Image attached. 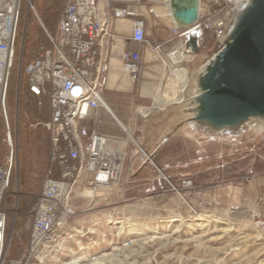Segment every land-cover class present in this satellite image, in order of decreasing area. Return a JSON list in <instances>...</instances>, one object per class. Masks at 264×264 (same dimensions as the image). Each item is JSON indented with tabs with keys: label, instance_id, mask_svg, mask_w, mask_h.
Wrapping results in <instances>:
<instances>
[{
	"label": "rangeland",
	"instance_id": "obj_1",
	"mask_svg": "<svg viewBox=\"0 0 264 264\" xmlns=\"http://www.w3.org/2000/svg\"><path fill=\"white\" fill-rule=\"evenodd\" d=\"M211 1L199 0L201 13ZM32 3L41 21L53 31V23L55 26L61 7L56 10L53 22L51 12L55 8L54 0H32ZM162 5H156L157 15L167 14L168 7L164 10ZM224 13L225 9L221 14ZM25 16L26 10H23L20 30H25L24 50L31 53L38 45L42 28L34 14H30L28 25L24 22ZM203 33L197 31L199 42L203 43L192 60L187 58L173 65L168 44H161L159 51H151L161 70L176 69L184 73L187 70L185 89H182L183 83L173 82L183 90L177 93L178 97L175 95L178 90L176 88L175 91V85L170 81L165 90L166 98L181 100L173 105L174 112L185 120L177 124L176 134L186 132L187 137L176 135L169 143L171 145L160 153H153L157 147L156 140L162 133V124L151 123L142 131L126 127L137 144L122 126L126 139L123 148L118 150L123 153L118 179L109 187L96 191L83 183L76 185L72 198L75 214L66 227L71 234L76 227L87 231L79 237V247L92 246L94 241L99 243L98 247L90 250L92 253L93 249L99 248L93 258H89V253L85 256L87 250L83 249L74 255L81 257L84 263L96 258L99 259L98 264H264V125L259 130L251 123L261 114H246L223 123L196 118L205 111L201 94L205 86L198 71L200 67L210 65L227 44L217 40L211 32H207V37ZM18 56L19 51L17 60ZM197 78L200 79L199 84L196 83ZM16 83V71H13L7 95L12 131ZM25 94L26 90L22 87L18 167L21 169L25 156L24 165L30 173V162L25 153L30 151L32 132L42 126L32 124L44 121L33 119V108L23 104ZM35 106H42V98L41 105L35 100ZM95 119L89 120L96 123ZM203 124H207L208 128L201 131ZM4 130L1 122L2 158L7 155ZM190 155L192 162L190 159L186 161ZM159 157L163 159L161 162ZM43 174L44 170L40 186L35 191L30 190L27 182L25 184L22 180L21 183L20 180L21 192L36 194ZM184 182L188 183L184 185ZM15 189L12 188V192ZM15 200L22 210L26 198L13 195L9 198L11 217L8 228L12 227L13 233L7 264L24 253L28 239L29 216L22 215L12 221L17 209ZM115 221L119 223L115 224ZM67 249L70 251L74 246L69 244ZM71 257L64 260L69 261ZM50 260L53 262V258Z\"/></svg>",
	"mask_w": 264,
	"mask_h": 264
},
{
	"label": "built area",
	"instance_id": "obj_2",
	"mask_svg": "<svg viewBox=\"0 0 264 264\" xmlns=\"http://www.w3.org/2000/svg\"><path fill=\"white\" fill-rule=\"evenodd\" d=\"M249 3L250 0H212L203 13L199 11L198 20L191 26L179 29L173 24L166 40L170 46L169 53L173 55L179 46L192 60L198 53H192L185 46L187 35L192 31L211 32L217 40L230 42L233 27ZM165 4L168 7V0ZM224 9L225 13L221 14ZM23 10H26L25 24L28 25L30 14H34L48 42L47 46L38 45L33 60L24 70L25 30H20ZM148 12L156 14L153 7H149ZM166 15L170 16L169 11ZM125 18L132 20L131 39L134 42L149 47L151 51H159L162 45L146 35L144 15L123 0H63L53 31L45 27L32 0H0V125L3 122V140L7 147V155L0 157V264H7L13 233V228H8L11 217L9 198L12 195L26 198L22 210L15 200L17 209L12 221L28 215L29 224L25 251L10 264H63L66 260L61 253L72 238L66 226L75 214L72 198L76 185L83 183L96 191L109 187L118 179L123 153L109 149L108 136L90 131L83 121L96 117L100 109L109 112L102 91L106 85L114 41L110 23ZM202 43L199 42V52ZM122 59L131 77L137 78L139 54L125 51ZM212 63L202 70V76ZM14 64H17V83L12 131L7 95ZM22 74L27 77L29 91L38 105H41L43 95H47L49 100L48 119L32 124L42 125L49 136L43 180L36 194H23L20 190L18 162ZM112 139L115 140V137ZM187 183L184 182V185ZM12 188H16L14 192ZM95 242L92 246L70 249L71 255L82 249L91 250L99 245ZM98 250H93L89 258H93ZM52 258L54 263L50 260Z\"/></svg>",
	"mask_w": 264,
	"mask_h": 264
},
{
	"label": "crops",
	"instance_id": "obj_3",
	"mask_svg": "<svg viewBox=\"0 0 264 264\" xmlns=\"http://www.w3.org/2000/svg\"><path fill=\"white\" fill-rule=\"evenodd\" d=\"M123 1L128 2L144 15L147 21L146 35L148 37H151L156 43L167 44L166 40L170 36L169 28L174 24L171 17L165 13L157 15V13L153 14L148 12L149 7H153L155 10L156 5L158 6L159 4H163L162 7L166 10L167 5H164V3L167 0ZM110 29L114 33V41L110 52L106 85L102 91V96L109 112L100 109L96 116L97 120L95 119L97 121L96 123L88 119L84 120L83 124L90 131L108 136L107 145L109 149L120 150L123 148L124 140L126 139L123 135V127H127L133 131H142L143 128L151 123H160L162 124V133L156 140L157 147L153 150V153H160L167 145H171L169 143L176 135L181 134L187 137L186 132L176 134L177 124L185 121L182 119V115L174 112L175 110L173 108L174 103H179L177 93L181 92L176 91L175 88V95L177 97L173 100L165 96L166 86L169 81L173 83L176 74L173 70H161L160 65L155 62V56L154 58L151 56L150 48L143 47L131 39V33L133 31L131 19L125 18L112 21L110 23ZM125 51L137 52L139 54V70L137 78L135 79L131 77V74L123 66L122 53ZM185 72L182 75L187 81V70ZM127 128L126 131H128L130 136L131 132ZM204 128H208V125L203 124L200 130L202 131ZM112 137H115V140ZM186 149L185 153L187 151ZM200 158L203 159V157ZM158 159L160 162L163 160H161V157ZM189 159L192 162L191 155L186 161ZM186 161L185 163L187 165ZM201 162L203 161L201 160ZM69 244H72L74 249H77L81 244V240L79 237L74 236L73 240L71 239L64 246V251L61 253L63 259L72 256L67 249ZM96 247L98 245L93 248ZM85 253V256L88 253L90 254V250L85 251Z\"/></svg>",
	"mask_w": 264,
	"mask_h": 264
},
{
	"label": "water",
	"instance_id": "obj_4",
	"mask_svg": "<svg viewBox=\"0 0 264 264\" xmlns=\"http://www.w3.org/2000/svg\"><path fill=\"white\" fill-rule=\"evenodd\" d=\"M173 23L184 29L199 17V0H168ZM185 46L199 52L197 31L187 35ZM205 111L197 119L216 123L246 114L264 116V0H250L238 17L232 40L217 54L203 76Z\"/></svg>",
	"mask_w": 264,
	"mask_h": 264
},
{
	"label": "trees",
	"instance_id": "obj_5",
	"mask_svg": "<svg viewBox=\"0 0 264 264\" xmlns=\"http://www.w3.org/2000/svg\"><path fill=\"white\" fill-rule=\"evenodd\" d=\"M62 1L63 0H54L53 7H55L54 8L55 11L52 10L51 12V18L53 22H54L56 10H58L61 7ZM43 24L49 30V28L46 26L44 22ZM53 29H54V23H53ZM203 35L207 37L208 33L204 32ZM38 39H39L37 40L38 45L40 44H43L45 46L48 45L47 39L43 31H42V35L40 34ZM37 47L31 53H26L24 50L23 58H22V70H24V68L27 67V65L31 63V61L33 60ZM16 67H17V64H14V69H13L14 71ZM21 86L24 87V89L26 90V94L24 95V99H23V104L26 107L33 108V113H34L33 119L36 121L38 120L46 121L49 115L48 96L47 95L42 96V106L40 108H37L35 106L34 96L30 93L29 87L27 85V77L24 74L21 75ZM21 103H22V100H21ZM32 134H33V138L31 140L30 151L27 154L25 153V155L28 156V160L30 162V166H29L30 173L25 168L24 164L26 162V157L24 156L25 159H23L22 167L20 165L21 167L20 180H21V183H22V180L25 181V184L27 182L30 190L35 191L40 186L41 175L46 165V159H47V154L49 150V136H48L47 130L43 126H38V128L36 127L35 130L32 132Z\"/></svg>",
	"mask_w": 264,
	"mask_h": 264
},
{
	"label": "bare ground",
	"instance_id": "obj_6",
	"mask_svg": "<svg viewBox=\"0 0 264 264\" xmlns=\"http://www.w3.org/2000/svg\"><path fill=\"white\" fill-rule=\"evenodd\" d=\"M168 11H169V6H168ZM199 11H200V8H199ZM169 13H170V11H169ZM240 16V15H239ZM237 22V21H236ZM236 26V25H235ZM235 26L233 27V28H235ZM179 47V46H178ZM174 48L175 49V52H173V55H171L170 53H169V58L171 59V62L173 63V65H176L177 63H179V62H181V61H183V60H185L186 61V59H187V55H185L179 48ZM216 56L217 55H215V57H214V59H213V63L215 62V60H216ZM212 63V64H213ZM203 66L202 67H200V69H199V73H201L202 72V70H203ZM173 72H175V74H176V76L174 77V79H173V82L174 81H176V83H183L182 85H183V87H182V89H185V85L187 86V81H186V79H185V77H183V70H173ZM179 77V78H178ZM177 80H178V82H177ZM184 80H185V83H184ZM199 82H200V79L199 78H197V80H196V83H198L199 84ZM174 84L175 86V88H177V90L178 91H180V92H182L183 90L182 89H179V87L177 86V84ZM205 91V89L203 90V91H201V94L203 93ZM181 100H179V102H180ZM105 105H106V103H105ZM107 106V105H106ZM108 108V107H107ZM109 110V109H108ZM261 120H263V122L261 121ZM251 123L252 124H255V126H257L258 127V129L259 130H261L262 128H263V125H264V117H263V115L261 114V115H259L258 117H255V118H253L252 120H251ZM256 128V127H255ZM130 137L133 139V141L137 144V141L130 135ZM145 155H147V154H145ZM112 221H110V223H111ZM115 224H117V223H119V222H117V221H115L114 222ZM86 232L87 231H85L82 227H76V228H74L73 229V232H72V234H71V237H73V236H77V237H80V236H84L85 234H86ZM95 242V241H94ZM71 252H72V250H71ZM98 260L99 259H96V258H94V259H90V261H89V263H84L83 261H82V259H81V257H79V258H76V257H74V256H72L71 257V259L69 260V261H66L65 263H63V264H98ZM100 261H101V259H100Z\"/></svg>",
	"mask_w": 264,
	"mask_h": 264
}]
</instances>
